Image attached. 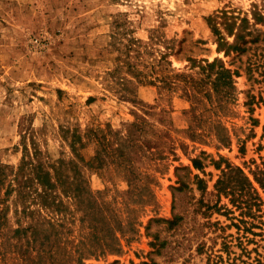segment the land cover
Instances as JSON below:
<instances>
[{
  "label": "rangeland",
  "instance_id": "obj_1",
  "mask_svg": "<svg viewBox=\"0 0 264 264\" xmlns=\"http://www.w3.org/2000/svg\"><path fill=\"white\" fill-rule=\"evenodd\" d=\"M252 2L0 0V264H207L209 254L224 264V240L240 251L243 232L221 207L238 214L249 197L240 178H221L227 162L243 168L264 201L249 171L264 156V21L246 51L225 55L205 16L224 6L251 16ZM216 56L239 73L228 144L209 130L208 106L210 134L197 137L183 91L159 87ZM29 153L71 161L51 190L64 205L45 202L36 181L20 195L14 172ZM77 167L93 189L79 198ZM254 241L264 253V236Z\"/></svg>",
  "mask_w": 264,
  "mask_h": 264
},
{
  "label": "trees",
  "instance_id": "obj_2",
  "mask_svg": "<svg viewBox=\"0 0 264 264\" xmlns=\"http://www.w3.org/2000/svg\"><path fill=\"white\" fill-rule=\"evenodd\" d=\"M251 5V16H249L248 11L231 7L228 9L226 6L205 16V20L213 34V40L217 43L218 51H223L225 55L233 51L242 53L249 48L247 46L248 42H255L257 40L259 33H255L257 30L254 28V25L264 21V0H261L260 3L252 2ZM251 20H253V22ZM153 33L154 32H151V39H154ZM165 48L169 49L171 47L165 45ZM168 56V51L161 52V63L168 61ZM191 67L198 68L194 74L177 72L169 76L170 78L161 77V79H159L161 82L159 87L168 88L170 90L181 89L183 91L182 95L190 101L193 117L197 120V122L192 125V134L197 137L210 134L209 132H207L209 133L207 134L205 129H201L202 121L204 117H206L207 111L199 110L202 106H208L210 115L205 122L211 127L209 130L213 131V135L218 142L228 144L231 141V137L227 128L223 127L224 124L222 122L223 116L226 115L225 113L231 112V103L235 100V76L239 75L238 70L227 67L222 58L218 56L213 59L202 58L200 60H194L192 61ZM150 83L154 84L153 81H150ZM254 121L256 125L259 122L256 119ZM262 135H264V123L262 125ZM244 150L245 144L241 146V151ZM36 151L37 150H35V154L37 153ZM34 158V155L30 153L25 155L23 164L14 172V180L19 181L20 184L19 187H17L20 195L24 196L25 182L30 180L36 181L42 185V192L39 194L46 200L45 202H48L51 198H56L55 201H52L54 205H57V207L58 205H64L63 200H59L52 191L55 190V188H61L60 186L66 182L67 174L64 171L67 168L66 164L68 166L71 161L65 162L64 160H60L58 164L55 165L36 162L33 160ZM192 160L195 166H202V162L198 157ZM3 167L5 166L0 165V182ZM249 171L253 175L254 181L259 185V188L264 191V156H262L261 162L256 163L255 167L250 168ZM76 172L80 188L75 190L78 192L76 196L79 198L81 189L86 190L87 193L93 189L82 170L77 167ZM236 177L240 178L244 183V195L249 197L245 200L246 206L237 207V209H239L238 214H235V209L233 208L221 207V209L224 208L221 214L228 216V218L232 220L230 225H235L238 231L241 230L243 232L238 238L240 239L239 242L236 244L240 248V251L237 252L231 249L233 246L231 240H224L223 247L227 256L225 259H223L221 255L219 257L222 258L221 260L224 264H264V253L258 251V245L252 249H248L247 247L250 242L258 244L257 241H254V237L264 236V207H261L264 201L258 188L254 185L243 168L227 162L222 173L221 182H224V178L229 179ZM30 186L31 185H28V187ZM249 199L256 200L259 207H248V205H250ZM216 210H220V208L218 207ZM254 228H259V230L256 231ZM27 229L28 228H26V230ZM248 233H250L252 237H249ZM229 235L232 236V234ZM100 245L104 246L105 244L101 242ZM84 247L88 248L86 245ZM198 249L199 253L203 252L202 246ZM87 250L89 251L90 249ZM252 251L255 252V255H252ZM79 264H84V261H80ZM144 264L156 263L145 262ZM207 264H219V259H217L216 255L212 257L209 254Z\"/></svg>",
  "mask_w": 264,
  "mask_h": 264
}]
</instances>
